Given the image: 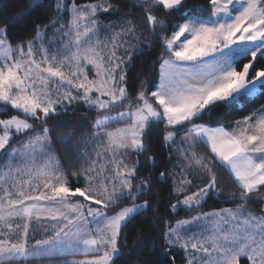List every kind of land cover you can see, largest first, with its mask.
I'll return each mask as SVG.
<instances>
[{
    "label": "snow or ice",
    "instance_id": "6c2138e0",
    "mask_svg": "<svg viewBox=\"0 0 264 264\" xmlns=\"http://www.w3.org/2000/svg\"><path fill=\"white\" fill-rule=\"evenodd\" d=\"M257 61L264 0H31L0 14V264H118L149 220L158 242L138 234V264H173L177 247L189 264H264V106L210 118L264 96ZM228 190L235 207L199 211Z\"/></svg>",
    "mask_w": 264,
    "mask_h": 264
},
{
    "label": "trees",
    "instance_id": "16d2710c",
    "mask_svg": "<svg viewBox=\"0 0 264 264\" xmlns=\"http://www.w3.org/2000/svg\"><path fill=\"white\" fill-rule=\"evenodd\" d=\"M72 1V0H71ZM31 2V0H0V14L3 15H8L9 18H11L12 16H15L16 14L22 12L27 5ZM48 2V0H46V3ZM75 2L77 4H86V3H90L93 2V0H75ZM188 3V7L192 8V7H199L204 5L205 0H187ZM52 13H49V15H51ZM32 19H35V16L32 17ZM47 22V21H45ZM31 21H26L23 24L19 25L18 28L21 29H26L29 27ZM15 31V30H14ZM243 62H248V61H243ZM142 63V58H137L136 60V65L137 67L135 69H133V71L130 73L131 76H135L136 73L141 71V65ZM262 66H264V64H262V62L257 61L255 62V67L256 69L261 68ZM243 67V63H241L239 65V69H242ZM253 69H250V72H252ZM143 79V78H142ZM136 85L137 87L139 86V81H136ZM262 106H264V96H261L259 98H256L254 100V102L249 103L248 106L243 110V111H236L233 112L231 115H228L227 113H222L220 111H214L213 113L210 114V118L213 119H219L220 124H227L239 119L244 118L245 116L250 115L251 113H253L254 111L258 110L259 108H261ZM84 114V106L81 105L80 110L76 113L77 116H80ZM227 115V119H224L223 116ZM215 126V125H214ZM83 131H86V129H83ZM61 133H57V135H60ZM64 135H67V133H63ZM77 139H79V135L76 137ZM167 153H164V159H165V163L166 166L169 168L170 164L167 163ZM231 195V191H225L224 196L221 197L220 199H209L207 200L205 206L203 208H201L199 211L201 212H209V211H213V210H219L225 207H235V205L231 204V203H225L224 202V198L227 196ZM264 195V194H262ZM164 198L165 201L167 203V201L169 200L168 194L167 192H165L164 194ZM172 203H175V201L173 200ZM260 205L261 202L258 201L257 205H253V207L255 208V212L257 214L260 213ZM164 208H166V204L165 206L162 207L161 210V215H166V212L164 211ZM167 218V217H166ZM189 215L188 213H186L185 211H179V214H173V218H172V223L173 225L176 223V220H182V219H188ZM158 227L154 228L152 222L149 221H145L144 223H140L139 221L137 222V227L134 228L132 231L128 232L127 234V241H126V246L127 248L132 252L131 256L125 255L120 261H118V264H138V261L140 260H146L148 259L150 253L146 250L152 248L153 243L158 242ZM138 234H142L143 238L145 239V241L147 242L146 248H136V244H137V236ZM140 251L144 252V255H138V253ZM173 256H174V262L173 264H186V258H185V254L181 249L178 248H174L172 250ZM157 259L156 256L152 257V262H154ZM152 262H150V264H152Z\"/></svg>",
    "mask_w": 264,
    "mask_h": 264
},
{
    "label": "rangeland",
    "instance_id": "374dc122",
    "mask_svg": "<svg viewBox=\"0 0 264 264\" xmlns=\"http://www.w3.org/2000/svg\"><path fill=\"white\" fill-rule=\"evenodd\" d=\"M67 3L71 4L72 1L71 0H67ZM49 36H51V33H49ZM213 211H216V210H213ZM209 212H212V211H209ZM36 235H37V238H39L42 235V233L38 232ZM189 235H191V233H189ZM177 248L180 249L179 247H177ZM184 254H185V258H186V264H189V261H191L193 258H192V256L190 254H186L185 252H184Z\"/></svg>",
    "mask_w": 264,
    "mask_h": 264
},
{
    "label": "crops",
    "instance_id": "0c3cea01",
    "mask_svg": "<svg viewBox=\"0 0 264 264\" xmlns=\"http://www.w3.org/2000/svg\"><path fill=\"white\" fill-rule=\"evenodd\" d=\"M260 109V108H259ZM258 109V110H259ZM258 110H256V111H254L253 113H251L250 115H252V114H254V113H256ZM249 116V115H248ZM239 120H243V118L242 119H239ZM237 121V120H236ZM236 121H233V122H230V123H227V124H223V125H235V123H236ZM176 164V161L175 160H173L172 161V163L170 164V166H169V170L171 171V170H174L173 169V166Z\"/></svg>",
    "mask_w": 264,
    "mask_h": 264
}]
</instances>
